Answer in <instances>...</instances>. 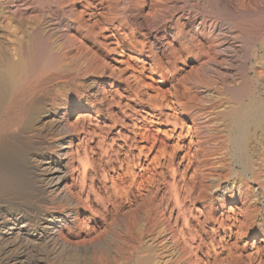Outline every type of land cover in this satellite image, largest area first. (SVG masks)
<instances>
[{
    "label": "rangeland",
    "instance_id": "374dc122",
    "mask_svg": "<svg viewBox=\"0 0 264 264\" xmlns=\"http://www.w3.org/2000/svg\"><path fill=\"white\" fill-rule=\"evenodd\" d=\"M230 1L239 19L235 27L219 11V0H0V31L20 25L52 29L68 72L66 81L49 88L60 101L44 120L49 129L41 137L45 141L37 173L47 174V182L57 179L55 169L67 159L66 131L55 121L66 108L62 99H67L71 124L84 119L88 131L78 156L82 161L76 162L82 178L77 192L89 195L91 217L100 227L119 224L125 233L127 223L137 219L145 245H159L163 238L168 244L174 231L184 239V250L193 248L199 264H264V242H259L264 224V130L250 134L249 163L244 166L230 138L215 133L222 128L218 114L224 107L215 99L205 100L207 87L201 80L207 68L225 73L228 66L214 58L219 44L206 47L202 41L203 19L218 21L225 32L230 27L236 46L254 33L257 42L264 41V15L255 19L264 13V4L237 0L236 6ZM179 30L183 34L177 39ZM209 89L216 92L213 85ZM96 106L98 115L90 110ZM77 130L83 140L80 126ZM42 213L55 216L58 223L52 217L40 221L49 237L40 250L32 246L43 257L38 264H64L59 258H71L73 242L64 244V251L51 236L73 212ZM21 227L23 223L0 230L1 245H8L11 253L23 242L17 235ZM129 251L136 255L134 249Z\"/></svg>",
    "mask_w": 264,
    "mask_h": 264
},
{
    "label": "bare ground",
    "instance_id": "6f19581e",
    "mask_svg": "<svg viewBox=\"0 0 264 264\" xmlns=\"http://www.w3.org/2000/svg\"><path fill=\"white\" fill-rule=\"evenodd\" d=\"M235 1L237 2V0ZM242 1L244 2V0ZM230 2V0H219V11L225 14L223 16H228L226 18L229 19L228 21L231 20L230 22L235 27L239 19L230 10L233 5L231 4L233 2ZM245 2L248 4L246 0ZM260 2L264 4V0H260ZM241 4L243 6L245 3ZM237 5H239L238 2ZM236 6L234 10H236ZM234 12L236 13V11ZM263 15L264 13L254 16L256 20H259ZM253 22L256 23L255 20ZM201 23L203 24L201 39L202 41L204 39L206 47L210 46V43H217L220 46V51L214 57L216 61L218 60V65L223 62L228 63L227 72L224 73L218 67L207 68L201 79L207 87L205 100L210 103L211 99H215L218 104L224 107L218 114L222 128L215 133L220 137L224 134L225 137L230 138L229 142L233 146L234 155L244 166H248L246 151L248 138L252 132L264 130V41L257 42L256 33H254V38L250 36L248 42L236 46L233 44L235 42H231L232 35L230 34L233 32H230V27H227L229 28L228 32H225L218 21L209 17L203 19ZM246 24L245 30L248 31V20H246ZM47 28L20 25L13 26V28L5 27L0 31L2 34L0 35V230L6 228L13 230L23 223V227L19 229L17 235L19 234L21 237L19 240L24 242L20 243L18 252L11 253L7 244V247L4 244L5 248L1 245L4 237H0V264H38L43 257L40 258V255H36L35 249L42 246V241L44 242L49 237V235L47 236L49 231L40 224V221H48L49 217L56 221L55 216H50L49 213L45 215L42 212L58 211V213H63L67 209L73 212L72 218L57 229L54 228L53 231L56 230L55 233L53 232L54 235L52 234L54 237L51 236L55 239V247L61 248L64 244L70 243L71 245L73 242L71 245L73 253L69 250L71 258L66 261H64L65 257L59 258L64 264H127L126 262L128 264H199L201 261L198 262L199 260L196 259L198 256L194 255L193 248L189 246L191 247L189 251L184 247L186 249L184 250L180 243L184 239L179 238L178 233L176 234L174 231L169 233L170 243H164L165 238H163L159 242L160 246L150 244L149 246L144 244L145 236L139 229L137 219L127 223L125 227L127 231L124 233L119 224L113 223L111 226L105 225L102 228L101 224L99 225L97 220L91 217L93 214L90 213L92 207L89 195L84 198L82 192H77L76 187L79 180H82L79 177L80 169L79 166H76V162L82 161L78 156L82 148L81 144L83 141L86 142L88 135L85 126L86 120L76 121L75 125L71 124L72 106L69 101H66L67 99H62L66 108L61 110L58 119L55 120L63 125L66 131L67 159L63 162L64 165L55 169L59 176L51 182H47V174H38L40 171L37 173L38 162L43 157L42 149L43 141H45V138L41 137L47 128V122L44 120L51 117V110H54L57 101H60V98L49 88L55 82L68 78V72L63 68L61 52L57 50L55 33L52 29ZM182 34V31L179 30L176 33L177 39H180ZM212 85L216 89L215 93L209 89ZM103 97L109 102L107 94ZM90 110L98 115L99 108L97 106ZM78 126L84 134L83 140L79 136ZM47 140L49 141V139ZM84 164L85 162L81 167L84 168ZM65 168L67 170H63ZM47 172L48 170H45V173ZM252 173L256 174L257 172ZM82 174H84L83 182H85L86 173ZM6 213L9 214V218L3 219ZM57 223L56 221L55 224ZM260 224L262 226V223ZM180 233L181 231H179ZM259 233L263 238L259 242H264V224ZM156 243L154 242V244ZM34 245L35 249L32 247ZM44 245L46 246V244ZM131 248L135 250L134 257L129 254ZM64 249L66 251V248ZM41 250L46 251L44 248Z\"/></svg>",
    "mask_w": 264,
    "mask_h": 264
}]
</instances>
